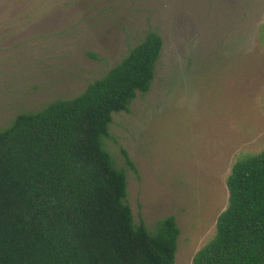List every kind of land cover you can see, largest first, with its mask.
Wrapping results in <instances>:
<instances>
[{
	"label": "rangeland",
	"instance_id": "obj_1",
	"mask_svg": "<svg viewBox=\"0 0 264 264\" xmlns=\"http://www.w3.org/2000/svg\"><path fill=\"white\" fill-rule=\"evenodd\" d=\"M149 32L163 42L151 88L113 115L103 146L134 223L153 233L173 216L174 264H192L233 164L264 150V0H0V131L77 97Z\"/></svg>",
	"mask_w": 264,
	"mask_h": 264
},
{
	"label": "trees",
	"instance_id": "obj_2",
	"mask_svg": "<svg viewBox=\"0 0 264 264\" xmlns=\"http://www.w3.org/2000/svg\"><path fill=\"white\" fill-rule=\"evenodd\" d=\"M162 46L147 33L83 93L0 131V264H174L175 218L153 233L135 224L125 170L103 146L113 115L149 92ZM226 187L227 207L192 264H264V150L237 159Z\"/></svg>",
	"mask_w": 264,
	"mask_h": 264
}]
</instances>
